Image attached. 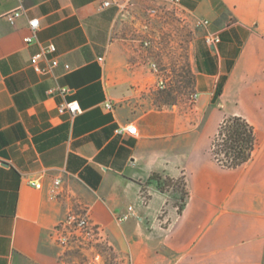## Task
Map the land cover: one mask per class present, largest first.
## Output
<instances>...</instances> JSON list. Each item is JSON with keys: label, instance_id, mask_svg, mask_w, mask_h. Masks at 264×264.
Returning <instances> with one entry per match:
<instances>
[{"label": "crops", "instance_id": "obj_1", "mask_svg": "<svg viewBox=\"0 0 264 264\" xmlns=\"http://www.w3.org/2000/svg\"><path fill=\"white\" fill-rule=\"evenodd\" d=\"M112 1L0 0V264H57L53 229L80 209L128 264H264V0H177L208 22L190 42L192 107L159 99L138 37L103 5ZM17 10L12 25L4 16ZM50 43L39 66L58 64L40 75L30 59ZM70 102L79 113L59 114ZM234 116L256 143L247 163L224 169L210 147ZM131 126L135 136L116 134ZM153 174L184 180L180 212Z\"/></svg>", "mask_w": 264, "mask_h": 264}, {"label": "rangeland", "instance_id": "obj_2", "mask_svg": "<svg viewBox=\"0 0 264 264\" xmlns=\"http://www.w3.org/2000/svg\"><path fill=\"white\" fill-rule=\"evenodd\" d=\"M138 1L136 4L131 1L120 15V21L132 27L134 36L138 37L136 50L142 56L144 72L154 76L155 89L159 81L163 82V88L157 90L162 102L192 107L194 78L190 42L197 28L196 22L166 2L149 4L145 0ZM184 187V181L180 182L179 190ZM68 214L87 216V211L70 210ZM51 238L57 251V264H128L106 243L102 232L85 236L74 231L63 246L53 235Z\"/></svg>", "mask_w": 264, "mask_h": 264}, {"label": "built area", "instance_id": "obj_3", "mask_svg": "<svg viewBox=\"0 0 264 264\" xmlns=\"http://www.w3.org/2000/svg\"><path fill=\"white\" fill-rule=\"evenodd\" d=\"M132 0H113L112 2H105L103 5L104 7H108L113 5L119 10L120 15L126 11L128 5L131 3ZM168 4H171L175 6L176 8H180L178 1L177 0H166L165 1ZM182 10V9H181ZM183 11V10H182ZM154 13V11H152ZM21 15V12L19 10L13 11L10 13H7L4 18L13 25L14 21L19 18ZM208 25V22L205 20H197L196 21V26L197 27H205ZM28 29L30 32V35L26 38H24L25 44H31L35 42V34L37 33L39 29V21L38 19H33L28 21ZM204 41L207 45L209 46H214L219 43V36L215 33H207L204 36ZM147 45V43L145 44ZM55 46L53 44H48L45 47H42L40 49V52L34 55L30 59V64L33 70L40 74V75H45L49 73L51 69L57 66V60L54 58H51L48 60V67L42 68L39 66V62L46 58L47 56H52L55 53ZM66 69H68V66H65ZM163 88V82L159 81L157 85V89H162ZM53 91L50 90L49 93H52ZM62 93L65 91L62 90ZM195 95L192 96V100H195ZM106 109L110 110L111 105L107 104L105 105ZM58 113L63 115V114H68L71 117L79 113L80 107L77 102H70V103H63L58 106L57 108ZM116 134L122 135V134H128L130 136H135L136 135V128L134 126L131 127H125V128H120L116 130ZM36 189L40 188V184H35L34 185ZM60 186V180L59 179H54L52 182V188L50 190V193L52 196L57 194V189ZM142 200H146V197L144 194L141 195ZM134 211L132 207L128 208V211L125 215L121 216L118 221H124L126 220L129 216H133ZM74 231L80 232V234H84L85 236H91L94 234L95 231L98 233L102 232V229L93 224L88 216H76L73 214H68L66 219L63 222H60L54 229H53V238L55 239L56 242H58L59 245L63 246L66 245L69 237L72 235Z\"/></svg>", "mask_w": 264, "mask_h": 264}, {"label": "trees", "instance_id": "obj_4", "mask_svg": "<svg viewBox=\"0 0 264 264\" xmlns=\"http://www.w3.org/2000/svg\"><path fill=\"white\" fill-rule=\"evenodd\" d=\"M255 143L254 130L243 118L227 117L220 124L212 140L210 155L220 167L236 169L250 160ZM182 181H184L182 178H162L157 174H153L148 180L156 189L169 193L176 199L178 212L187 198L185 187L179 190V183Z\"/></svg>", "mask_w": 264, "mask_h": 264}]
</instances>
